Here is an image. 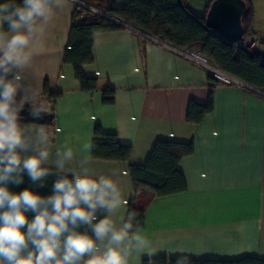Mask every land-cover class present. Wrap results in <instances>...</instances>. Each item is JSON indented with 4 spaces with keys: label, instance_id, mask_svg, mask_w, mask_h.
Instances as JSON below:
<instances>
[{
    "label": "crops",
    "instance_id": "0c3cea01",
    "mask_svg": "<svg viewBox=\"0 0 264 264\" xmlns=\"http://www.w3.org/2000/svg\"><path fill=\"white\" fill-rule=\"evenodd\" d=\"M211 4L186 3L197 17ZM250 5L248 38L264 41V0H250ZM76 8V0H64L46 26L43 44L31 49L24 71L26 83L52 117L41 126L54 146L66 145L74 152L71 167H86L96 176L115 170L112 178L125 201L115 216H126L136 201L130 167L145 166L159 141L194 145V153L179 165L187 191L151 199L140 229L151 241L150 251L134 256L130 264L185 255L190 261H264V90L239 79L243 86L217 82L214 110L199 124L190 123V104L209 101L210 74L172 45L122 25L121 30L94 35V60L83 72L98 81V88L84 92L73 68L64 64ZM108 88L114 90L110 105L103 102ZM23 112L22 121L29 122ZM98 126L132 149L129 162L92 157L93 143L103 141L94 134ZM85 144L91 145L88 161L81 160Z\"/></svg>",
    "mask_w": 264,
    "mask_h": 264
},
{
    "label": "clouds",
    "instance_id": "9594fccd",
    "mask_svg": "<svg viewBox=\"0 0 264 264\" xmlns=\"http://www.w3.org/2000/svg\"><path fill=\"white\" fill-rule=\"evenodd\" d=\"M64 0H0V264H130L150 251L151 241L134 228V211L122 208L121 187L109 175L71 167L74 152L54 146L36 123L48 109L26 83L31 49L43 44L48 23ZM33 118L23 122L25 110ZM91 145L83 146L82 161ZM54 166L58 178L49 194L32 187L12 191L25 176L43 187ZM98 209L106 214L99 216ZM119 221V223H117ZM176 264H190L180 256Z\"/></svg>",
    "mask_w": 264,
    "mask_h": 264
},
{
    "label": "trees",
    "instance_id": "16d2710c",
    "mask_svg": "<svg viewBox=\"0 0 264 264\" xmlns=\"http://www.w3.org/2000/svg\"><path fill=\"white\" fill-rule=\"evenodd\" d=\"M89 6L95 5L106 16L120 21L123 25L134 28L150 37L156 38L179 50L197 51L205 56L219 70L242 82L264 90V55L252 53L242 48L241 44H231L206 26L205 15L195 16L186 3L188 0H78ZM215 0H212V3ZM248 12L243 19L244 40L248 41L251 27L250 0H244ZM89 13V11L84 10ZM105 16L98 15L94 21L76 22L70 32L68 48L64 55V64L70 65L76 79L84 92H94L98 88L95 78H88L83 72L85 65L93 63L92 43L97 33L113 32L123 29ZM211 77V76H210ZM211 90L206 105L192 102L189 106L188 121L199 124L202 119L214 110V78L211 77ZM58 95H52L56 98ZM103 102H114V90L108 88L104 92ZM23 117L33 120L29 112H23ZM39 124H50L52 117L43 114L35 121ZM96 137L103 141H95L92 145V157L98 160L129 162L132 149L119 143L115 134H105L98 126L94 130ZM194 153V145L159 141L155 144L151 156L145 166L130 167V175L136 191V201L130 204V210L137 215L133 221L134 228L142 229L145 224V213L152 198L168 197L187 191L186 179L179 169L182 159ZM58 178L53 173L47 178L43 187H37L25 176L21 185H9L12 191H21L32 187L41 194H49L52 181ZM106 214L98 209V215ZM143 264H176V260L166 258L145 260ZM190 264H264V261L254 258H244L237 261H190Z\"/></svg>",
    "mask_w": 264,
    "mask_h": 264
},
{
    "label": "water",
    "instance_id": "95a60500",
    "mask_svg": "<svg viewBox=\"0 0 264 264\" xmlns=\"http://www.w3.org/2000/svg\"><path fill=\"white\" fill-rule=\"evenodd\" d=\"M248 8L244 0H215L206 17V26L231 44H238L244 38L243 19ZM111 21H120L104 15Z\"/></svg>",
    "mask_w": 264,
    "mask_h": 264
},
{
    "label": "built area",
    "instance_id": "2783aa9c",
    "mask_svg": "<svg viewBox=\"0 0 264 264\" xmlns=\"http://www.w3.org/2000/svg\"><path fill=\"white\" fill-rule=\"evenodd\" d=\"M76 8V22H90L96 19V16L101 15L104 16L102 12L90 7L87 4H84L80 1H77ZM84 10L89 11V13L84 12ZM243 49L252 52V53H260L264 55V41L259 38H251L248 41H245L244 38L242 42H240ZM179 55L184 58L198 64L202 68H204L211 77L214 78L216 82L225 86H243L244 84L236 79L235 77L224 73L219 70L216 66H214L205 56L200 54L197 51H185V50H175Z\"/></svg>",
    "mask_w": 264,
    "mask_h": 264
},
{
    "label": "rangeland",
    "instance_id": "374dc122",
    "mask_svg": "<svg viewBox=\"0 0 264 264\" xmlns=\"http://www.w3.org/2000/svg\"><path fill=\"white\" fill-rule=\"evenodd\" d=\"M90 7H92V8H94V9L100 11V9H98L95 5H91ZM100 12H101V11H100ZM24 112H26V110H25Z\"/></svg>",
    "mask_w": 264,
    "mask_h": 264
}]
</instances>
